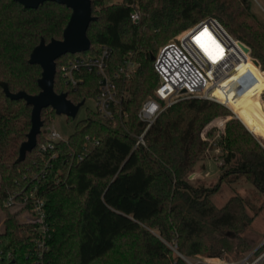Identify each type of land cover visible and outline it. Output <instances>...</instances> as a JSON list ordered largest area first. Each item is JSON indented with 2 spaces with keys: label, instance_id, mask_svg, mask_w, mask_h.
I'll use <instances>...</instances> for the list:
<instances>
[{
  "label": "trees",
  "instance_id": "16d2710c",
  "mask_svg": "<svg viewBox=\"0 0 264 264\" xmlns=\"http://www.w3.org/2000/svg\"><path fill=\"white\" fill-rule=\"evenodd\" d=\"M133 3L140 15L135 22L129 19ZM91 8L96 17L87 28L91 47L82 54L94 55L107 46L110 73L125 62H133L135 69L116 81L119 104L114 118L89 112L94 117L79 120L72 134L46 152L38 151L46 142L40 133L36 147L20 163L15 161L30 128L31 106L8 98L0 87V204L9 195L18 199L34 192L44 200L48 224L47 250L42 253L36 249L32 226L18 222L17 212H6L0 264H186L172 254V247L189 257H220L237 239V248L247 250L252 240L242 234L258 211L249 214L250 206L238 195L221 207L211 196L229 176L231 181L245 178L264 195V148L232 118L218 141L224 171L217 184L206 188L187 180L195 164L206 158L203 128L228 113L226 107L181 97L159 113L145 133V145H134L145 127L137 111L158 83L150 56L155 58L162 39L211 15L247 44L264 68V29L250 12L249 1L91 0ZM70 13L54 2L30 9L15 0H0V81L11 92H39L41 68L28 62L30 53L41 38L61 39ZM72 55L56 60L54 90L78 103L96 94L97 78L87 73L76 89L67 85L58 67ZM246 70L252 79L235 76L213 95L230 103L246 125L264 137V72L251 61L238 73ZM47 109L55 114L48 107L41 117Z\"/></svg>",
  "mask_w": 264,
  "mask_h": 264
},
{
  "label": "built area",
  "instance_id": "2783aa9c",
  "mask_svg": "<svg viewBox=\"0 0 264 264\" xmlns=\"http://www.w3.org/2000/svg\"><path fill=\"white\" fill-rule=\"evenodd\" d=\"M131 6L129 19L134 22L138 21L140 15L137 5L133 3ZM242 45L248 46L233 37L215 17L207 16L182 31L174 41L162 46L153 60V69L158 78L154 96L144 100L137 111V117L145 127L136 136L134 146L145 145L146 131L159 113L172 104L178 95L210 99L230 108L227 102L217 99L213 91L222 87L226 82L234 81L235 76H238L237 78L246 76L252 79V75L247 74L248 70L241 74L238 73L243 65L257 60L253 57L251 49L246 52ZM110 53L109 47L101 46L94 55L73 54L58 67L65 83L74 89L84 82V74L89 73L96 76L97 91L93 96L96 112L108 119L114 118L118 111L119 98L116 81L119 78H128L135 69L133 62H125L118 71L110 73L108 66ZM259 69H261L260 62ZM182 90L184 93L181 92ZM263 94L264 90L261 95ZM43 133L46 142L40 144L39 152H46L53 147L55 141L63 140L55 130H45ZM261 145L264 147L262 143ZM3 204L6 207L20 204L21 208L26 209L29 217L23 224L32 226V230L36 233L34 242L37 251L42 253L46 251L48 224L44 200L31 192L18 199L15 194L9 195L4 199ZM178 255L186 264H212L208 259L195 261L180 253ZM261 258H264V254ZM246 260L247 258L243 259L241 263L249 264ZM216 264L237 263L220 261Z\"/></svg>",
  "mask_w": 264,
  "mask_h": 264
},
{
  "label": "rangeland",
  "instance_id": "374dc122",
  "mask_svg": "<svg viewBox=\"0 0 264 264\" xmlns=\"http://www.w3.org/2000/svg\"><path fill=\"white\" fill-rule=\"evenodd\" d=\"M117 1H121V0H108V3H114ZM248 1L250 3V12L255 15L256 20L263 26L264 29V0H248ZM207 16H211V15H207ZM180 33L167 37L164 41L162 39V41H160L158 44L157 54L159 50L162 48V46H164L168 42L174 41L179 36ZM257 60L259 61V59ZM261 70L264 71V68L262 66H261ZM152 96H154V88L151 89V91H149L146 95H144L142 102ZM181 97H186V96L178 95L174 99L175 101H177ZM260 98L264 103V94L260 95ZM219 99L221 100V98ZM207 100L211 102L219 103L214 100H210V99ZM228 105L231 109L222 105L227 108L228 113H223L221 115L214 117L203 128L200 134L201 139L207 142V149L205 152L206 158L198 161L195 164L192 172L189 175H187V180L193 186H203L206 188H211L219 181L220 179L219 177L224 171V169L221 168L224 159L222 156L223 150L218 145V141L220 139V135L224 133L226 122L228 120L232 118L237 119L260 145L261 143L264 145V140L258 138L251 131H249L250 128L241 119V117L234 109V107L230 103H228ZM89 112L90 113L96 112L93 96L86 97L85 103L80 107L75 119H69L65 115H56V114L53 115L50 112V110L47 109L42 113V117H41V119L44 121L42 130L44 132L45 130H55L59 134L61 139H66L70 134H72L75 131L76 123L79 120H82L87 116H90ZM90 117H94V116H90ZM125 118H127V114L120 119L124 120ZM117 125L118 124H116L115 122L112 124V126L115 128L117 127ZM261 147L263 146L261 145ZM229 177L228 179L223 180L219 184L218 190L211 196V200L214 203V205L221 207L227 202V200L230 197H232L233 195H238L244 200H246L248 206H250L249 208H247V212L249 214L252 215L254 214L255 210L258 211L257 214L254 216L253 221L247 226L246 230L242 234L248 237L250 240H252V243L250 244L247 250H242L241 248H237V244L239 242L237 239L232 242L231 249L225 251V253L222 254L220 257H209L206 255L198 254L191 256V259L195 261L197 260L201 261L203 259L213 260L210 262L212 264L219 263L220 261H233L237 264H242L241 261L247 258L246 261H248L249 264L251 263L261 264L262 261L264 260V258H261V256L264 254V195L259 193L254 188V186H252L245 178H240L236 181H231L233 177L231 176ZM0 182H1V174H0ZM5 207L6 206L4 204L2 203L0 204V232H2L4 229V221L7 215L6 212L12 214L17 212L15 219L20 223L27 222V217H29V213H27L26 209L21 208L20 204L8 207V211L5 210ZM172 254L174 256H178V251L175 248H172Z\"/></svg>",
  "mask_w": 264,
  "mask_h": 264
},
{
  "label": "water",
  "instance_id": "95a60500",
  "mask_svg": "<svg viewBox=\"0 0 264 264\" xmlns=\"http://www.w3.org/2000/svg\"><path fill=\"white\" fill-rule=\"evenodd\" d=\"M25 8L35 9L44 2H54L71 10L69 19L62 31L61 39H50L48 42L41 38L40 42L32 49L28 62L37 64L41 68L40 77L37 80L39 92L29 94L25 91L11 92L7 84L0 81V87L5 95L12 99H22L31 106L30 128L18 150L16 163L25 159L27 153L31 152L37 144V136L44 132L41 112L50 107L56 115H65L75 119L85 99L73 103L67 97L66 92L57 93L54 90V78L56 74V60L66 54H77L88 51L91 47L90 39L87 36L89 23L96 19L92 15L91 0H15ZM248 52L250 48L242 45ZM154 59V56H150ZM258 62L257 60H254ZM259 64V62H258ZM184 93V90L181 91Z\"/></svg>",
  "mask_w": 264,
  "mask_h": 264
},
{
  "label": "bare ground",
  "instance_id": "6f19581e",
  "mask_svg": "<svg viewBox=\"0 0 264 264\" xmlns=\"http://www.w3.org/2000/svg\"><path fill=\"white\" fill-rule=\"evenodd\" d=\"M254 63H255V64H258V62H255V61H254ZM258 65H259V64H258ZM263 74H264V73H263ZM249 131H251V132H252L254 135H256L258 138L264 140V137H263L262 135H259V134L255 133V132L252 131L251 129H249ZM210 261H213V260H210Z\"/></svg>",
  "mask_w": 264,
  "mask_h": 264
},
{
  "label": "snow or ice",
  "instance_id": "6c2138e0",
  "mask_svg": "<svg viewBox=\"0 0 264 264\" xmlns=\"http://www.w3.org/2000/svg\"><path fill=\"white\" fill-rule=\"evenodd\" d=\"M206 31V30H205ZM217 47L219 48V45H217ZM221 51H223L222 49H221Z\"/></svg>",
  "mask_w": 264,
  "mask_h": 264
},
{
  "label": "crops",
  "instance_id": "0c3cea01",
  "mask_svg": "<svg viewBox=\"0 0 264 264\" xmlns=\"http://www.w3.org/2000/svg\"><path fill=\"white\" fill-rule=\"evenodd\" d=\"M203 167V166H202Z\"/></svg>",
  "mask_w": 264,
  "mask_h": 264
}]
</instances>
